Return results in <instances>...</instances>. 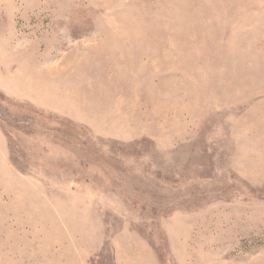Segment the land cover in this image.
I'll return each instance as SVG.
<instances>
[{
	"label": "rangeland",
	"instance_id": "1",
	"mask_svg": "<svg viewBox=\"0 0 264 264\" xmlns=\"http://www.w3.org/2000/svg\"><path fill=\"white\" fill-rule=\"evenodd\" d=\"M0 264H264V0H0Z\"/></svg>",
	"mask_w": 264,
	"mask_h": 264
}]
</instances>
